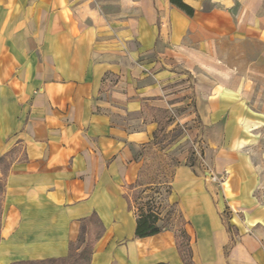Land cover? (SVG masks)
Returning <instances> with one entry per match:
<instances>
[{"label": "crops", "instance_id": "crops-1", "mask_svg": "<svg viewBox=\"0 0 264 264\" xmlns=\"http://www.w3.org/2000/svg\"><path fill=\"white\" fill-rule=\"evenodd\" d=\"M111 1L0 0V264L67 256L92 216L89 264H264L260 0ZM170 112L224 181L184 152L158 221L179 225L137 237Z\"/></svg>", "mask_w": 264, "mask_h": 264}, {"label": "rangeland", "instance_id": "rangeland-1", "mask_svg": "<svg viewBox=\"0 0 264 264\" xmlns=\"http://www.w3.org/2000/svg\"><path fill=\"white\" fill-rule=\"evenodd\" d=\"M109 7V9L112 10L115 9L113 0ZM260 8L261 13H264V0H260ZM259 47V43L256 42V48L258 49ZM175 117L176 113L170 112L166 122L168 125L170 124L171 127L168 128L164 126L154 148L149 147V149L143 153L145 161L143 163L142 177L140 180L141 182L153 181L158 184L149 187L140 186L131 191V202L135 208L143 207L145 209L147 206H150L158 212H160L161 209H167L168 205L165 201V196L169 191V182L173 168L178 163V158L181 157L184 152H189L188 155H192L191 158L197 161L196 165L199 166L201 171L206 172L210 176H215V179L211 177L215 182L222 184L224 181L225 173L222 176L217 175L213 171L211 164L204 157V149L201 145V140L196 135H191V133L188 136L190 125L176 124L174 126L172 121L175 120ZM195 148L200 150V154L206 166H201L197 156L194 154ZM205 167H208V171H205ZM143 188H150L144 196L139 194ZM148 199L150 203L147 204L146 202ZM170 211L172 214H167L168 216L165 215L164 222L167 225L173 223L179 225L181 218L174 212V208H171Z\"/></svg>", "mask_w": 264, "mask_h": 264}, {"label": "trees", "instance_id": "trees-1", "mask_svg": "<svg viewBox=\"0 0 264 264\" xmlns=\"http://www.w3.org/2000/svg\"><path fill=\"white\" fill-rule=\"evenodd\" d=\"M172 3L176 4L179 8L185 11L187 14L191 15L193 9L183 3L181 0H170ZM191 164L195 159L191 158ZM193 165V164H192ZM150 188H143L139 194L142 196L145 190ZM148 198V197H147ZM146 198V199H147ZM150 203L149 199L146 202ZM137 209V218H136V227H135V235L137 237H146L150 235H154L159 233L163 228L167 226L165 222L162 224H158L160 218V212L154 210L152 207L147 206L145 209L143 207L136 208ZM91 220L96 224L95 226V235L92 238L90 236V229H86L85 221L82 222L79 236L75 242L70 243L69 253L65 257L60 258H49L43 260H34V261H21L13 264H89L90 256L92 253L94 239L97 238L101 234L102 226L99 224L97 218L95 216L91 217ZM181 238H180V237ZM188 239L187 234L183 229H181L177 236V243L179 246L183 247V242Z\"/></svg>", "mask_w": 264, "mask_h": 264}, {"label": "built area", "instance_id": "built-area-1", "mask_svg": "<svg viewBox=\"0 0 264 264\" xmlns=\"http://www.w3.org/2000/svg\"><path fill=\"white\" fill-rule=\"evenodd\" d=\"M194 154L197 156V159L199 160L201 166H206L204 160L202 159V156L200 154V150H198L197 148L194 149ZM206 170L205 171H208V167H205ZM209 173V172H208ZM212 178L215 179V176L213 177V175L211 176Z\"/></svg>", "mask_w": 264, "mask_h": 264}]
</instances>
